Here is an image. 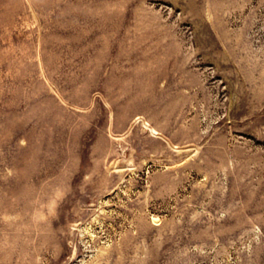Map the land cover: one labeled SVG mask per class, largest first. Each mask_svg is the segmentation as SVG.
<instances>
[{
	"label": "rangeland",
	"instance_id": "1",
	"mask_svg": "<svg viewBox=\"0 0 264 264\" xmlns=\"http://www.w3.org/2000/svg\"><path fill=\"white\" fill-rule=\"evenodd\" d=\"M0 264H264V0H0Z\"/></svg>",
	"mask_w": 264,
	"mask_h": 264
}]
</instances>
